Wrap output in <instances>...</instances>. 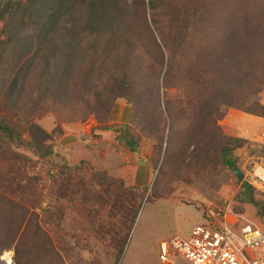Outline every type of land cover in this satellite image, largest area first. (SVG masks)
<instances>
[{"label":"trees","instance_id":"1","mask_svg":"<svg viewBox=\"0 0 264 264\" xmlns=\"http://www.w3.org/2000/svg\"><path fill=\"white\" fill-rule=\"evenodd\" d=\"M194 2L0 0V112H6L0 115V163L1 158L8 159L18 175L27 174L28 167L37 160L49 164L46 178H38L42 182L38 184L39 190L31 189L35 194L42 195L37 208L40 212L35 214L32 208L21 207L23 212H31V222L34 218L35 222L54 225L56 217L62 218L63 208L57 210L54 197L56 188L61 186L59 198L65 201L67 196L63 178L71 167L63 156L54 151V141L62 135L60 125L47 133L28 117L55 112L73 103V109H80L81 106L83 120L87 115L95 116L93 106L101 104L109 108L115 98L132 95L134 81L142 78L139 61L134 63L133 54L127 52L130 45H135L133 36L137 41L144 36L146 39L150 37L147 50L156 57L160 55V61H163L162 51L165 49L167 72L163 85L178 88L182 83L177 82L179 76L176 74L181 69L178 59L183 56V45L186 44L182 39L175 40L177 31L191 29L198 34L197 43L192 40L190 46L186 45L191 53L184 70L193 73V79L184 86L189 92L190 101L185 106L173 108L170 102L174 99H164L165 112L171 120V132L176 119L185 120V126L189 129L187 140H180L176 149L172 148V156L182 157L184 149L189 146L202 149L206 147L205 140L214 137L212 145L215 146L212 148L218 151L221 164L224 162L229 168L236 166L233 159L225 160L226 154L232 156V151L241 148L245 140L233 137L221 140L218 124L228 109L264 118V106L253 100L259 92L264 91V0L246 2L243 12H235L240 17L239 21L229 10L220 8L210 14ZM147 16L159 31L161 44L147 33L150 31ZM133 18L142 21L137 33L132 24ZM66 23L69 26H65ZM163 32H167L166 36ZM178 49L180 52L176 53ZM100 57L104 58L101 66L98 64ZM104 72L107 74L105 78ZM171 80L175 81L174 84H170ZM99 81L104 84L102 90H97V87H101ZM20 115L29 119L24 126L8 120L11 116L18 118ZM119 133L127 149L134 153L139 144L136 133L129 126ZM204 135L206 139H202ZM168 138L170 148L172 135ZM198 150L191 156L195 164ZM201 155L204 157L205 153ZM31 156L37 160L31 159ZM89 175L91 180L97 178V185L114 188L110 206L120 214V232L123 233L122 238L115 241L120 243L113 256L114 264H118L146 189L126 188L122 181L109 178L103 171L97 173L92 168ZM31 180L36 182L37 178ZM25 185L28 188L30 184ZM237 200L257 208L264 218V194L247 181H241ZM234 213L238 215L242 211ZM37 230L46 239L45 244L49 248L44 256H51L55 250L49 236L44 229ZM15 261L16 264H32L27 255L17 256Z\"/></svg>","mask_w":264,"mask_h":264},{"label":"rangeland","instance_id":"2","mask_svg":"<svg viewBox=\"0 0 264 264\" xmlns=\"http://www.w3.org/2000/svg\"><path fill=\"white\" fill-rule=\"evenodd\" d=\"M246 2L251 3V0H195L194 3L210 14L220 8L229 10L239 21L240 17L235 12H243ZM147 19L150 28L147 33L161 44L159 31L148 16ZM140 23L142 21L139 18H133L136 33ZM65 26H69V23ZM135 32L132 31L133 34ZM166 33L163 32L165 36ZM177 33L175 40L182 39L188 46L192 40L193 43L199 41L196 38L198 34L191 29H181ZM132 41L135 45H130L127 52L133 54L134 63L139 61L142 78L134 81L132 95H128V98H115L109 108L101 104L93 106L95 116L87 115L83 120L81 106L80 109H73V103L55 112L28 117L47 133L56 125H60L62 130V135L54 141V151L65 158L71 171H67L63 178L67 196L65 201L59 198L61 186L55 192L57 210L63 208L61 219L56 217L54 225L35 222L34 218L31 222V212L21 210V207H25L28 210L32 208L35 214L40 212L37 208L42 195L35 194L31 189L39 190L38 184L42 182L38 178H46L48 162L31 156L37 161L28 167L27 174L18 175L11 161L1 158L0 264H7L1 260L3 255L10 257V264H16L15 257L22 255H27L32 264H114L113 256L120 247V243L115 241L122 238L123 234L120 232V214L110 206L115 192L112 187L97 185L96 177L91 180L90 168L97 173L106 172L109 178L122 181L126 188L133 187L139 191L146 189L118 264H164L158 258L162 242L168 243L175 236L186 235L196 224L213 222L216 210H223L225 206H229L233 214L242 211L238 215L264 227V218L258 209L237 200L240 183L248 180V173L254 164L264 167V147L260 145V139L264 136V118L228 109L218 124L221 140L228 137L245 140L241 148L232 151V156L227 155L228 160L235 161L236 166H231L237 168L243 178L241 181L229 165L219 161L218 151L212 148L215 146L212 145L214 137L206 139L204 135L202 139L205 137L207 144L202 149L195 145L189 146L184 149L182 157L172 156V148L176 149L180 140H187L189 129L185 126V120L176 119L171 132V120L165 112L164 99H174L170 102L173 108L185 106L190 101L189 92L184 87L193 79V73L184 70L189 61L190 47L183 45L185 52L178 59L181 69L176 74L179 76L177 82L182 83L178 88L174 85L166 88L163 85L167 72L165 49L162 51L163 61H160V55L156 57L147 50L151 43L150 37L146 39L144 36L137 41L133 36ZM175 52L180 51L178 49ZM103 59L100 57L99 66ZM103 77H107L105 72ZM174 82L171 80L170 84ZM98 84L101 87H97V90H102L103 82L99 81ZM253 100L264 106V91L259 92ZM5 113L3 110L0 115ZM28 118L20 115L18 118L11 116L8 120L24 126ZM125 126H129L139 138L134 153L127 149L119 133ZM170 134L172 146L168 148ZM24 138H27L26 135ZM199 143L202 146V141ZM197 149L195 164L191 156ZM201 150L205 153L204 157ZM207 157L213 158L205 160ZM34 177L37 178L36 182L31 180ZM25 183L30 184L28 188H25ZM37 228L44 229L49 236L55 250L51 256H44L49 248ZM170 259L176 264H190L175 251H172Z\"/></svg>","mask_w":264,"mask_h":264},{"label":"built area","instance_id":"3","mask_svg":"<svg viewBox=\"0 0 264 264\" xmlns=\"http://www.w3.org/2000/svg\"><path fill=\"white\" fill-rule=\"evenodd\" d=\"M260 145L264 147V136ZM248 177L245 181L264 194V167L254 164ZM213 220L196 224L182 237L162 242L159 260L176 264L170 259L175 251L190 264H264V227L243 215L233 214L229 206L216 210ZM1 260L10 264L8 255H3Z\"/></svg>","mask_w":264,"mask_h":264},{"label":"water","instance_id":"4","mask_svg":"<svg viewBox=\"0 0 264 264\" xmlns=\"http://www.w3.org/2000/svg\"><path fill=\"white\" fill-rule=\"evenodd\" d=\"M227 159H228V158H227V154H226L225 160H227ZM230 168H231V170H233V172H234L235 174H237L239 180H243L241 174L238 173V171H237V169L235 168V166H230Z\"/></svg>","mask_w":264,"mask_h":264}]
</instances>
